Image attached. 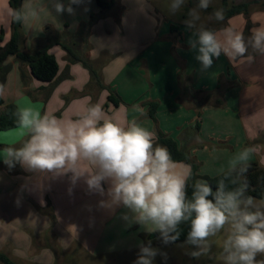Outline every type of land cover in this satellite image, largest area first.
<instances>
[{
  "label": "crops",
  "instance_id": "1",
  "mask_svg": "<svg viewBox=\"0 0 264 264\" xmlns=\"http://www.w3.org/2000/svg\"><path fill=\"white\" fill-rule=\"evenodd\" d=\"M56 2L68 6L67 0H22L20 6L21 51L47 46L58 65L56 77L40 82L26 65L8 56V72L0 84L4 104L65 123L99 105L104 119L122 125L134 121L154 134V142L159 133L175 140L198 165L199 176L229 170L230 161L245 147L252 150L247 164L256 162L264 168V56L250 49L255 61L234 66L222 54L201 72L197 53L188 44L195 37L183 22L153 23L152 12L141 13L135 0H115L103 13L94 0H85L73 5V15L57 13ZM9 7V0H0L2 47L11 36ZM256 13H264V8L230 16L210 28L231 22L247 38L257 26ZM256 19L264 22V15ZM86 27L85 36L77 40ZM61 44L87 61L96 78L81 62H69ZM127 54L132 58L124 57ZM109 96L119 103L114 105ZM150 103L158 105L154 118L148 115ZM29 135L22 126L0 131V252L19 260L24 259L23 249L34 264H49L56 261L57 252L74 244L104 254L148 241L140 225L129 226L122 218L127 209L99 208L101 197L89 194L83 182L69 195L68 177L51 179L19 164L9 169L3 163V149L22 146ZM189 169L188 164L175 163L178 175Z\"/></svg>",
  "mask_w": 264,
  "mask_h": 264
},
{
  "label": "clouds",
  "instance_id": "2",
  "mask_svg": "<svg viewBox=\"0 0 264 264\" xmlns=\"http://www.w3.org/2000/svg\"><path fill=\"white\" fill-rule=\"evenodd\" d=\"M84 2L67 0V7L56 2L54 8L57 13L67 11L73 15V5ZM135 2L141 13L150 10L151 0ZM187 2L169 0V14L181 12ZM210 3L211 0H197L183 20L186 31L195 37L189 38L188 44L197 53L195 59L201 72L210 69L214 59L222 54L234 66L253 63L252 53L264 56V22L256 19L264 13L253 15L257 26L245 38L243 29L231 22L220 29L202 23L201 11H206ZM8 11L14 21L22 22L19 10L9 7ZM208 19L223 22L224 10H214ZM152 21L155 23L154 17ZM124 57L132 58L131 54ZM17 116L20 126L27 128L30 135L22 146L3 149V163L9 169L19 164L28 172L51 179L68 177L69 195L83 182L89 194L101 197L99 208L115 212L122 206L127 209L122 218L129 226L135 223L147 234L158 233L157 239L165 245L175 243L182 231L179 226L189 222L185 243L197 249L190 253L193 258L206 254L209 237L222 233L228 226L222 246L225 264H264V259H257L264 256V202L257 203L245 195L246 183L225 191L224 179L218 181L215 190L207 180H196L189 198L190 169L185 175L176 174L171 153L165 146L154 143L152 132L134 121L122 125L104 119L99 105L92 106L86 116L68 123L46 114L33 116L29 109L19 110ZM251 151L245 147L235 154L228 175L237 172L238 166L239 174L247 171ZM138 247L133 264H153L159 249L153 247L151 240L139 241ZM159 254L167 260L166 253Z\"/></svg>",
  "mask_w": 264,
  "mask_h": 264
},
{
  "label": "trees",
  "instance_id": "3",
  "mask_svg": "<svg viewBox=\"0 0 264 264\" xmlns=\"http://www.w3.org/2000/svg\"><path fill=\"white\" fill-rule=\"evenodd\" d=\"M97 6L100 8L101 13L108 11L114 4L115 0H94ZM22 0H9V6L12 9L20 11ZM226 1L223 0L222 9L226 7ZM250 3H241L232 6L229 10H225V18L236 14L248 13V7ZM21 12V11H20ZM96 16H92L91 21L95 19ZM21 24L22 22H16L13 20L11 15V36L8 43L5 46H0V84L4 81L6 73L8 72V66L5 64V60L8 56H14L16 60L26 65L30 69L31 76L44 83H49L54 80L58 72V65L56 59L53 55L48 52V47H42L34 51L23 52L20 49V43L22 42L21 35ZM249 24H247L248 26ZM87 27L79 31L75 36L77 40L85 36ZM3 40V31H0V43ZM58 42V41H56ZM63 49L67 52L69 62H81L83 66L88 69L91 74L92 79L96 78L95 72L92 70L91 66L87 61L78 57L70 47L67 45L61 44ZM109 100L117 105L118 100H115L112 96L108 97ZM0 131H8L20 127L18 123L17 113L19 109L14 104H4L3 100L0 99ZM158 105L156 103L149 104L148 115L151 118L155 117ZM157 145L165 146L171 153L173 161L175 163H184L190 166L191 176L187 180V192L189 198H191V192L193 184L196 180H207L213 190L216 189L218 181L224 179L225 191L233 190L237 187H240L242 184H247V189L245 191L246 196H251L256 200L264 202V168L260 167L256 162H250L246 165L247 171L243 174H239V166L237 172H233L228 175L229 170L220 173L214 177L199 176L198 175V165L190 160L189 156L181 150L175 140L170 137H167L161 133L157 135V138L154 142ZM228 175V178L225 179V176ZM235 181V183H233ZM179 228L182 230L179 239L175 242H183L186 240L187 233L190 229L189 222L182 223ZM147 241H145L146 243ZM152 245L154 244H163L157 238L151 240ZM173 244V243H170ZM0 263L2 264H16L14 261L10 260L5 254L0 252Z\"/></svg>",
  "mask_w": 264,
  "mask_h": 264
},
{
  "label": "rangeland",
  "instance_id": "4",
  "mask_svg": "<svg viewBox=\"0 0 264 264\" xmlns=\"http://www.w3.org/2000/svg\"><path fill=\"white\" fill-rule=\"evenodd\" d=\"M225 1L226 7H224L223 10H229L232 6L241 3H250L248 10L264 8V0ZM196 2L197 0H188L181 12L176 15H170L168 11L169 0H151V7L148 12H152L151 14L155 18V23H159L160 26L164 24L163 22L173 24V21L176 22L175 24L178 26L177 23L183 22L186 18L188 8L195 6ZM222 3L223 0H211L208 9L206 11H201V22L208 27L217 25L219 22H216L215 20L209 21L208 16L214 10L222 9ZM87 24L90 25L89 22ZM255 201L257 203L263 202L256 199ZM228 230V226H226L222 233H219L214 237H209V251L206 254H202L199 258H193L190 255L192 251L197 249L193 245L186 244L185 241L167 245L154 244L153 247L159 249V253L167 254V260L164 259L163 255L158 253L153 264H225L222 246ZM149 235L150 234H147L146 239ZM20 252V255L24 256V259L13 260L9 256H6L16 264H34L32 259L25 258L28 256L27 251L22 249ZM138 252L139 247L130 248L128 250H118L112 253L95 254L89 249L85 250L84 248H80L78 244H74L66 252H57L58 255L56 256V261L49 264H133ZM45 255L48 256V254L45 253L44 257ZM257 259H264V256H258Z\"/></svg>",
  "mask_w": 264,
  "mask_h": 264
},
{
  "label": "water",
  "instance_id": "5",
  "mask_svg": "<svg viewBox=\"0 0 264 264\" xmlns=\"http://www.w3.org/2000/svg\"><path fill=\"white\" fill-rule=\"evenodd\" d=\"M158 236V233L157 234H150L148 237H147V240H153L155 238H157Z\"/></svg>",
  "mask_w": 264,
  "mask_h": 264
}]
</instances>
